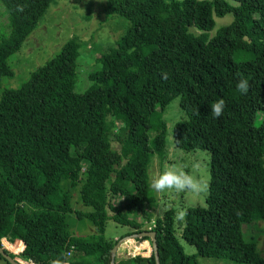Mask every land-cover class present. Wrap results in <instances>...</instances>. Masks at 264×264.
I'll return each instance as SVG.
<instances>
[{
  "label": "trees",
  "instance_id": "16d2710c",
  "mask_svg": "<svg viewBox=\"0 0 264 264\" xmlns=\"http://www.w3.org/2000/svg\"><path fill=\"white\" fill-rule=\"evenodd\" d=\"M52 1L0 0L6 21L0 82L12 76L9 57ZM99 13L122 20L125 28L112 49L94 58L100 70L88 75L90 86L82 94L73 92V39L18 89L0 90V240L16 239L34 256L32 264L62 261L63 252V264H109L117 240L148 231L143 225L152 221L155 251L149 239H133L146 240L148 250L118 260L121 243L113 264H155L154 256L158 264H197L196 257L264 264L243 238L249 227L264 223V0H106ZM226 15L230 22L210 36L214 17ZM241 78L249 81L247 94L236 89ZM219 99L225 108L215 118L211 106ZM174 100L185 116L173 125L174 148L209 156L204 207L185 210L178 235L194 248L191 256L175 237L172 212L156 219L150 213L156 196L148 165L166 154L163 114ZM75 109L81 117L72 118ZM110 118L121 120L134 148L116 172L117 182L108 185L107 193L123 200L118 206L94 198L88 185L89 175L103 184L110 172L102 161L111 143ZM71 125L80 128L78 139L71 137ZM64 182L76 189L86 211L72 207ZM70 215L92 231L75 237ZM107 222L130 232L107 240Z\"/></svg>",
  "mask_w": 264,
  "mask_h": 264
},
{
  "label": "rangeland",
  "instance_id": "374dc122",
  "mask_svg": "<svg viewBox=\"0 0 264 264\" xmlns=\"http://www.w3.org/2000/svg\"><path fill=\"white\" fill-rule=\"evenodd\" d=\"M106 0H53L44 15L39 20L34 32L28 36L18 53L8 59V65L12 76L3 78L0 82L2 89H18L28 78L30 72L42 67L48 60L53 58L60 50L61 46L73 39L77 46L78 57L76 60V72L73 85L75 94H82L89 86L88 75L100 70L94 64V58L105 53L114 47V42L124 32L122 20L105 18L100 15V8ZM230 15L221 19L214 17V30L225 26L230 22ZM5 17L0 8V34L5 25ZM81 109L83 107L81 106ZM82 111L75 109L72 111V118L81 117ZM166 126L165 151L163 160L153 157L148 165V185L156 196V205L150 210L152 219L162 218L166 212H172L173 230L178 240L182 252L186 256L195 255V250L187 246L179 239L183 220L177 219L180 210H187L195 207H204V194H197L192 191L177 192L175 190H165L157 192L151 187L152 180L165 169L175 166L182 168L195 179L208 182V160L206 152L194 151L184 152L174 148L172 144V128L177 122L184 121L185 116L178 108L177 100L171 102L163 114ZM109 135L111 143L102 153V161L106 168L110 170L105 183L89 175L88 185L93 189V197L104 199L118 206L123 204L122 198L117 195L107 193L108 185L117 182L116 172L129 161L134 154L132 144L126 141L124 136V124L121 120L110 118ZM78 130H76V129ZM70 134L74 139L80 136V128L75 125L70 126ZM62 189L67 190L71 196L72 207L76 210L86 211L78 203L76 189H71L66 182L62 183ZM74 236H85L92 230L85 222H77L72 215L68 217ZM82 224V227L80 225ZM152 221L144 223L142 229L152 227ZM84 228L85 231H84ZM79 229V231H77ZM83 230V231H81ZM130 230L107 222L104 230V238L107 240H117L120 236L129 233ZM246 242H251L257 254L264 256V223L256 222L243 232ZM16 242V241H15ZM197 264H234L228 261L204 259L196 257ZM0 264H6L0 260Z\"/></svg>",
  "mask_w": 264,
  "mask_h": 264
},
{
  "label": "clouds",
  "instance_id": "9594fccd",
  "mask_svg": "<svg viewBox=\"0 0 264 264\" xmlns=\"http://www.w3.org/2000/svg\"><path fill=\"white\" fill-rule=\"evenodd\" d=\"M162 79L167 80L168 73H162ZM249 86V81L241 78L236 84V89L240 94H247ZM224 108L225 101L219 99L212 104L211 112L215 118H219L223 114ZM151 187L157 192H163L165 190L183 192L187 190L197 194H204L208 192L209 186L207 182L195 179L182 168L171 166L152 180ZM186 215V211L180 210L177 214V219L183 220ZM52 264H62V261L57 259L52 261Z\"/></svg>",
  "mask_w": 264,
  "mask_h": 264
},
{
  "label": "built area",
  "instance_id": "2783aa9c",
  "mask_svg": "<svg viewBox=\"0 0 264 264\" xmlns=\"http://www.w3.org/2000/svg\"><path fill=\"white\" fill-rule=\"evenodd\" d=\"M150 228L152 227L147 228V230H150ZM0 246L3 249V251L7 253L9 256H11L12 257L11 259H13L18 264H20L19 261H25V262H28L29 264H32L33 261H35L34 256L30 255L25 250V246L19 243L16 239L11 237L10 235H6L1 238ZM65 255H66L65 252H63L62 253V264H63V259Z\"/></svg>",
  "mask_w": 264,
  "mask_h": 264
},
{
  "label": "water",
  "instance_id": "95a60500",
  "mask_svg": "<svg viewBox=\"0 0 264 264\" xmlns=\"http://www.w3.org/2000/svg\"><path fill=\"white\" fill-rule=\"evenodd\" d=\"M139 238H147L149 239L150 241V245H151V249L152 251L154 252L155 251V247H156V244H155V233L152 232V231H144V230H141L139 233L137 234H133V235H129L127 237H123L119 240H117L116 244L114 245V247L111 249L110 251V263L109 264H113V260H114V257L116 255V251H117V248L118 246L121 244V243H124L128 240H133V239H139ZM0 258L6 263V264H18L17 262H15L13 259H11L7 253H5L3 251V249L1 248L0 246ZM154 262L155 264H158L157 263V259H156V256H154Z\"/></svg>",
  "mask_w": 264,
  "mask_h": 264
},
{
  "label": "crops",
  "instance_id": "0c3cea01",
  "mask_svg": "<svg viewBox=\"0 0 264 264\" xmlns=\"http://www.w3.org/2000/svg\"><path fill=\"white\" fill-rule=\"evenodd\" d=\"M80 227H82V224L80 225ZM85 229L86 228H84V231ZM77 231H79V229H77ZM123 244H124L123 248L120 250V253L116 257L118 260H127L136 255H142L149 248L148 247L149 244L146 240H141V241L128 240Z\"/></svg>",
  "mask_w": 264,
  "mask_h": 264
}]
</instances>
